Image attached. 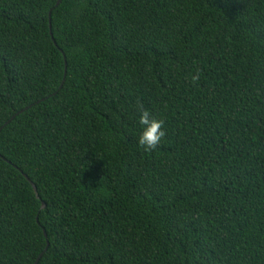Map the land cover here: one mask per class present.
Here are the masks:
<instances>
[{
    "label": "trees",
    "instance_id": "16d2710c",
    "mask_svg": "<svg viewBox=\"0 0 264 264\" xmlns=\"http://www.w3.org/2000/svg\"><path fill=\"white\" fill-rule=\"evenodd\" d=\"M57 2L0 0V264H264V0Z\"/></svg>",
    "mask_w": 264,
    "mask_h": 264
},
{
    "label": "clouds",
    "instance_id": "9594fccd",
    "mask_svg": "<svg viewBox=\"0 0 264 264\" xmlns=\"http://www.w3.org/2000/svg\"><path fill=\"white\" fill-rule=\"evenodd\" d=\"M199 78L198 73L193 75L191 77L192 83H197ZM138 110L140 112L139 124L142 126L138 143L146 151L154 150L166 135L163 130L164 121L152 118L150 111L145 109L142 104L139 105Z\"/></svg>",
    "mask_w": 264,
    "mask_h": 264
},
{
    "label": "water",
    "instance_id": "95a60500",
    "mask_svg": "<svg viewBox=\"0 0 264 264\" xmlns=\"http://www.w3.org/2000/svg\"><path fill=\"white\" fill-rule=\"evenodd\" d=\"M61 2V0H58L57 5ZM1 130V129H0ZM4 159H6L4 156H2ZM7 160V159H6ZM9 161V160H8ZM25 176L29 179V181L32 183V185L34 186V189L37 191V186L35 185V183L29 178V176L27 174H25ZM37 196H39L37 194ZM46 204L45 202L42 203V207H45ZM45 235H47V233L45 232ZM42 253L40 254V256L37 258V261L39 260V258L41 257ZM37 261L35 262V264L37 263Z\"/></svg>",
    "mask_w": 264,
    "mask_h": 264
}]
</instances>
